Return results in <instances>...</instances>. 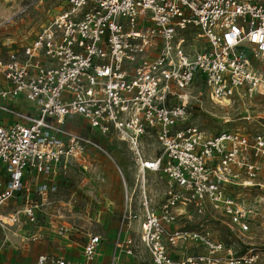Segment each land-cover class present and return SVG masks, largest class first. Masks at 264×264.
Listing matches in <instances>:
<instances>
[{"label": "built area", "instance_id": "built-area-1", "mask_svg": "<svg viewBox=\"0 0 264 264\" xmlns=\"http://www.w3.org/2000/svg\"><path fill=\"white\" fill-rule=\"evenodd\" d=\"M63 6L30 43L0 61L7 83L0 98H24L39 108V116L19 115L25 123L0 125V231L30 227L36 230L30 238L38 239V230L64 219V208L54 218L46 210L58 187L31 188L25 178L90 166L89 149L103 150L68 129L79 116L127 146L140 187L148 173L164 182L162 204H151L143 190L142 204H134L124 183L121 232L132 222L140 226L138 241L117 243V252L137 257L145 249L151 264H241L224 262L223 244L183 221L210 211L237 234L249 231L246 194L261 187L252 158L264 156V131L210 135L185 123L203 96L195 90L200 85L227 113L243 107L242 120L252 125L248 113L264 101V0H64ZM67 232L63 225L55 230ZM101 243L100 236L89 238L83 262L42 255L32 264H92ZM199 244L206 254L197 252ZM119 262L116 253L111 264Z\"/></svg>", "mask_w": 264, "mask_h": 264}, {"label": "crops", "instance_id": "crops-1", "mask_svg": "<svg viewBox=\"0 0 264 264\" xmlns=\"http://www.w3.org/2000/svg\"><path fill=\"white\" fill-rule=\"evenodd\" d=\"M10 1H12L10 3L11 7H8V3L2 2L0 0V20L2 18H10L19 12V5H21L20 0ZM19 31L20 29L18 27H16V29H12V33L7 29L0 30V45H4L5 42H7V38H10L8 36L18 39ZM10 49L12 48H0V61L4 60ZM6 87L7 83L3 75L0 73V91ZM2 107L7 108L10 110V112L2 110ZM38 113L39 108L24 98L8 101L0 98V125L2 126L12 125L15 123H25L23 119L19 118V115L32 117L36 115L39 116ZM76 117L79 116H75V118ZM75 118L72 117L69 120L67 124L68 129L71 130L72 128H75L73 125V122H76ZM77 134L81 135V133ZM95 137H97L99 140H103L101 144L108 142V137H105L97 131L90 129L89 138L93 139ZM112 140L117 141L113 138ZM117 142L121 143L119 141ZM90 154L92 156H97V158L100 159V155H96L95 149H91ZM128 154L130 160L132 161V165L128 169V172L125 171L126 173H122L123 176L125 174L124 178L126 177L125 180L130 194H134V204H142V190L145 192L149 200H151V204H162L164 201L165 186L160 175L148 173L145 179V186L140 187V185L136 183V172L133 168L134 164L129 151ZM79 165L82 167L81 164ZM89 167H91V161ZM89 167L86 169H83L82 167V169L84 171H88ZM60 171L57 172L56 175L51 176L29 173L25 179L31 188L40 187L43 184L57 186L58 189L64 188L63 181L60 182L59 180ZM88 175L90 176H88V178L92 179H90V184L88 186H82L84 189L82 190L83 195L78 196V191H73L69 196L70 198L68 197V200L64 204H61V200L64 199L62 196V193L65 194L64 191L61 192L60 190L55 194H51L50 199L54 201L55 204L54 206L47 207V213L54 218L56 215V210L59 208H64V219L60 221L55 219L52 228L45 227L38 230V233H40V237L38 239L30 238L31 233L36 232V230L33 231L30 227L19 226L17 232L12 230L8 231L9 233L7 234V238L12 242L19 244L21 247V244L24 243L21 240L24 239L28 243L33 242V248H31L28 252H21V256L17 255L16 253L20 251L19 248L7 250L1 249L0 251H3L2 257L5 258V262L0 259V264H32L39 256L42 255L60 257L74 262H83V249L91 236H100L102 238L98 257L92 264H111L116 253L118 254L120 260L119 264H136L138 256H129L124 253V251H116L117 243L123 244L124 246L127 240L133 239L138 241V236L136 233L139 231L140 226L139 222H132L130 224V229L121 232L122 216L127 201L124 182L120 174L119 176L121 178V184L119 182L118 174L114 171L112 166H101L100 164L98 169H96L92 174L89 173ZM158 177L160 184L156 183ZM4 178V170L0 165V180H4ZM84 183L85 181L83 179L81 184L83 185ZM73 200H75L76 203L79 201L80 207H87L85 213L84 209L82 212L80 211L81 213L79 215L77 213V211L80 210L78 207L74 209L70 207V204ZM86 204H90L91 206H87ZM10 205L15 206L16 204L11 203ZM92 206L97 208H91ZM87 224H90L91 228L86 227ZM61 225L67 227V234L59 235L55 233V230ZM92 225H95L94 230L92 229ZM71 231H79V234L75 235L74 232L72 233ZM55 236H61V238H57ZM73 238L74 241H72ZM24 253H27V255ZM14 256H16V258H14ZM149 264H151V259Z\"/></svg>", "mask_w": 264, "mask_h": 264}, {"label": "rangeland", "instance_id": "rangeland-1", "mask_svg": "<svg viewBox=\"0 0 264 264\" xmlns=\"http://www.w3.org/2000/svg\"><path fill=\"white\" fill-rule=\"evenodd\" d=\"M1 1L8 3V7H11L10 3L12 1ZM20 4V10L16 15L7 19L2 18L0 20V30L7 29L12 33V29H16V27L20 29L18 32V39H14L12 36H8L10 38H7V41L12 42L10 48L13 50H19L24 45L30 43L40 28L47 24L58 12L64 10L65 8V6H63L64 0H42L41 2L39 0H20ZM0 48L7 47L4 44L0 45ZM195 90L196 93L201 91L203 96L200 97L199 102L192 104L190 114L185 124L197 126L210 135H217L224 130L232 131L243 127L254 134L264 131V129L259 126V123L264 125V101L259 102L256 107H253L252 110L249 111L248 114L251 116L252 125H248L247 122L242 120L243 117L247 116L243 107L236 105L230 113H227L222 107L214 105L209 101L203 87L196 85ZM75 121L76 122H73L75 128L69 130L74 133H81L82 136L88 138L91 129L88 122L82 117H76ZM92 140L103 150L99 151L95 149L96 155H100V159H98L97 156H92L90 154L91 149H89V154L91 155V167H89L88 171H84L79 164H72L67 169L60 171L59 180L60 182L63 181L64 188H59L58 191L61 190V192L64 191L65 193H62L64 199L61 200V204H64L68 200V197L73 191H78V196L83 195L82 190L84 189L82 186H88L90 184V179H92L88 178V174H92L99 168L100 164L101 166H112L114 171L118 174L120 184L121 178L123 182L126 183V177L124 178L125 174L123 176L122 172H128V169L132 165L126 146L112 140V138H108V142L103 144H101L103 140H99L97 137ZM154 147L155 145H150V150L154 149ZM252 163L257 165L259 168L257 183L260 184L261 187L252 188L246 194L247 204H245V206L250 212H252L248 217L250 229L246 234L239 235L237 234V231H232L228 227V221L226 219H223L221 216L210 211L204 215L195 217L191 223L185 224L186 221H183V227L189 229L190 231L199 230L200 232H204V234L208 233L209 238L213 242L222 243L224 251L220 253L218 257L223 259L224 262L243 259L244 261L241 262V264H264V156L258 158L253 157ZM83 179L85 183L82 185L81 181ZM156 183L160 184L159 177ZM255 201L260 204H255ZM86 205L91 206L90 204ZM74 207H78L80 209L77 211L79 215L84 209V213L87 210V207H80L79 201L74 204ZM91 208L97 207L92 206ZM178 225L181 226L180 224ZM86 227L91 228V225L87 224ZM94 227L95 225H92L93 230ZM12 231L17 232L18 228L12 229ZM73 232L75 235L79 234V231ZM8 233V231H0V250L19 248L20 251L16 253L21 256V252H28L31 248H33V242L28 243L24 239L21 240L24 243H22L20 247L19 244H15L7 238ZM55 237L61 238V236ZM72 241H74V238ZM180 245L185 247V244ZM188 246L191 247L189 244ZM189 249L192 248H188V250ZM180 252L181 251L179 249L174 252L173 255L175 258H179L178 256ZM197 252L200 254H206L207 249L206 247L200 245ZM2 253L3 251H0V259L5 262V258L2 257ZM140 253L141 254L138 256L136 264H149L151 259L150 254L142 248ZM24 254L27 255V253ZM14 258H16V256H14Z\"/></svg>", "mask_w": 264, "mask_h": 264}, {"label": "bare ground", "instance_id": "bare-ground-1", "mask_svg": "<svg viewBox=\"0 0 264 264\" xmlns=\"http://www.w3.org/2000/svg\"><path fill=\"white\" fill-rule=\"evenodd\" d=\"M227 121V120H226Z\"/></svg>", "mask_w": 264, "mask_h": 264}]
</instances>
